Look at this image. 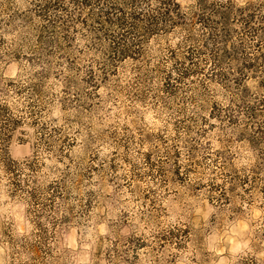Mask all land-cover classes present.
Listing matches in <instances>:
<instances>
[{
    "label": "rangeland",
    "instance_id": "obj_1",
    "mask_svg": "<svg viewBox=\"0 0 264 264\" xmlns=\"http://www.w3.org/2000/svg\"><path fill=\"white\" fill-rule=\"evenodd\" d=\"M31 1L11 4L21 11L30 8ZM62 1L61 15L70 17V27L59 23L55 31L44 30L43 18L33 15L17 37L10 36L15 37L19 56L4 65L6 77L21 81L35 80V72L50 65L39 99V122L50 128L51 141L64 149L60 158L58 151L49 152L41 142L38 178L45 184L63 170L70 172L71 187V179L81 180L73 195L80 193L88 200L82 215L77 206L78 215L70 222L47 232L51 251L47 264H220L222 260L264 264V178L247 191L239 184L225 205L210 201L206 185L214 174L218 182L223 180L224 160L229 164L226 171L237 175L264 162V76L250 74L241 84L237 80L240 65L255 54V47L248 44L243 53L224 57L211 76L213 49L205 29L199 24L189 31L173 29L144 39L137 57L121 60L108 76L99 77L94 89L87 82V70L92 67L99 75L105 61L113 63L105 50L109 42L98 39L104 34L93 29L91 19L84 22L89 9L73 0ZM179 1L185 10L197 2ZM52 39L55 43L50 44ZM191 52L193 57H185ZM38 57L43 61L37 62ZM193 61L198 72L178 79ZM62 71L70 79L67 106L58 100L66 85L58 74ZM16 101L23 105V100ZM38 130L31 119L25 120L3 156L17 161L31 158ZM217 149L223 152L220 159L215 158ZM4 181L0 264H19L12 259L4 232H29L32 224L25 201L11 195ZM153 203L159 217L152 222L146 208ZM13 212L21 215L19 222ZM171 226L189 230L186 247L159 248L150 236L152 230ZM133 232L145 235L149 246L129 259L123 250Z\"/></svg>",
    "mask_w": 264,
    "mask_h": 264
},
{
    "label": "trees",
    "instance_id": "obj_2",
    "mask_svg": "<svg viewBox=\"0 0 264 264\" xmlns=\"http://www.w3.org/2000/svg\"><path fill=\"white\" fill-rule=\"evenodd\" d=\"M11 3L12 0H0V183L5 180L11 195H18L25 201L26 215L32 228L24 233H10V231L4 233L8 238L13 260H19V264H47L46 259L51 254L50 247L46 245L47 232L55 231L70 222L74 216L78 215L75 211L77 206H80V211H77L79 216L82 215L88 200L80 196V193L73 195L74 190L79 188L81 180L71 179L73 185L71 187L68 182L70 172L63 170L45 184L40 183L38 178V168L42 163L39 157L41 142L47 144L49 152L58 151L56 154L60 158L64 149L58 148L51 141V131L48 132L50 128L39 122L41 118L39 112L42 111L39 99L42 96V86L48 77L50 65H42V69L34 74L35 80L31 81L6 77L4 65L11 58L19 56L18 48L14 47L15 37L10 36L17 37L30 17L38 14L44 20L42 24L44 30L52 27L54 31L59 23L66 28L70 27V17L65 18L61 15L65 5L62 0H32L31 7L21 11ZM73 3L81 9H89L84 22L91 19L93 29L98 34H104L102 38L97 35L98 39L109 42V47L105 50L108 51L107 55L113 65L105 61L102 67L103 75H97L92 67L87 70V82L94 89L100 84L99 77L103 79L108 76L114 70L112 68L121 60L130 56L137 57L141 51L142 42L150 35L177 28L189 31L194 24H199L205 29L213 49V59L210 61L211 76L219 70L224 57L243 53L248 44L255 47V54L248 57L249 61H244L240 65L237 80L241 84L250 74L264 76V1L240 3L236 0H197L189 10H185L179 0H73ZM188 33L190 36V32ZM53 34L55 37V33L50 35L53 36ZM65 36L68 37L67 33ZM189 36L186 35L185 41L190 39L191 36ZM43 40L44 37L41 35V43ZM51 43H55V39L50 40ZM54 47L51 45V49ZM58 48L61 49L60 46ZM189 48L192 51L197 49L195 46ZM198 50L197 53L202 52L200 51L202 49ZM37 51L38 49L35 50ZM186 56L193 57V52ZM37 59V62L43 61L41 57ZM184 70L178 75V79L197 73L198 65L193 61L192 66L184 67ZM64 72L58 73L62 81L66 83L63 94L58 100L62 105L67 106L71 104L69 98L71 91L67 85L70 79L68 75H62ZM172 76L173 73L167 75L169 79L173 78ZM16 100H23V105H17ZM212 114L214 115L215 112ZM27 119H31L40 129L37 134L38 142L34 146L37 148L31 158L23 161L8 159L3 156V151L14 131ZM222 153L220 149H217L214 152L215 158L220 159ZM228 166L229 164L224 160L220 171L223 174L222 181L218 182L214 174L206 183L208 197L214 204L228 203L239 184L244 185L247 191L256 188L258 180L264 178L259 175L260 173L264 175L263 161L252 165L243 175H237L230 170L226 171ZM261 188L264 190V184ZM88 194L92 195V192L88 191ZM72 198L76 200L73 203L70 201ZM151 207V209L147 207L146 212L148 211L149 220L153 222L159 217V209L155 203ZM150 236L159 244V248H166L171 244L182 248L186 247L187 242L191 240L189 230L179 226L152 230ZM147 246L149 243L145 235L136 236L133 232L128 237L123 251L126 255H130L129 259H133L140 248ZM244 259L249 262V257ZM254 264L263 263L254 262Z\"/></svg>",
    "mask_w": 264,
    "mask_h": 264
},
{
    "label": "clouds",
    "instance_id": "obj_3",
    "mask_svg": "<svg viewBox=\"0 0 264 264\" xmlns=\"http://www.w3.org/2000/svg\"><path fill=\"white\" fill-rule=\"evenodd\" d=\"M11 74H14V73H10V75ZM4 199H7V197H4ZM10 207H11V205H8V206L4 207L3 211L4 212H8ZM13 215H15V218H16L17 222H19L21 220V215L15 214V212H13ZM18 225H19V223H18ZM21 230H23V229H21ZM220 264H224V261L223 260L220 261Z\"/></svg>",
    "mask_w": 264,
    "mask_h": 264
}]
</instances>
